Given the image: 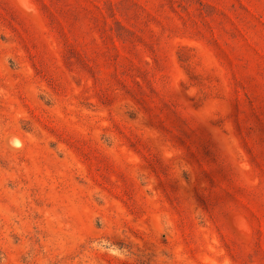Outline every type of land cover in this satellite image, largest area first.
<instances>
[{
  "label": "rangeland",
  "instance_id": "rangeland-1",
  "mask_svg": "<svg viewBox=\"0 0 264 264\" xmlns=\"http://www.w3.org/2000/svg\"><path fill=\"white\" fill-rule=\"evenodd\" d=\"M54 263L264 264V0H0V264Z\"/></svg>",
  "mask_w": 264,
  "mask_h": 264
},
{
  "label": "trees",
  "instance_id": "trees-1",
  "mask_svg": "<svg viewBox=\"0 0 264 264\" xmlns=\"http://www.w3.org/2000/svg\"><path fill=\"white\" fill-rule=\"evenodd\" d=\"M192 51H193V49L190 46L180 45L175 52L176 61H177L178 65L181 69L183 77L187 79V83L194 81V78L196 77V74H195L196 70H193L192 63H190V61L188 60V55H190ZM182 82H181V85H182ZM39 218H40V215L38 214V212H34L32 215V225H33V229L35 232L34 237H38L40 235L39 234L40 231L42 230ZM97 226H99V225H96V227ZM95 241H96V239H95ZM118 244L122 245L121 243H118ZM38 245H39V243H38ZM127 251L129 253H131L129 249ZM52 255L54 256L55 259L58 258V255H55V254H52Z\"/></svg>",
  "mask_w": 264,
  "mask_h": 264
}]
</instances>
